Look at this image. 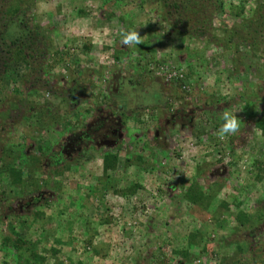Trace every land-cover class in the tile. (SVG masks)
Masks as SVG:
<instances>
[{"label":"rangeland","instance_id":"1","mask_svg":"<svg viewBox=\"0 0 264 264\" xmlns=\"http://www.w3.org/2000/svg\"><path fill=\"white\" fill-rule=\"evenodd\" d=\"M146 1L0 0V11L22 10L20 21L16 26L12 25L11 30L17 31L21 26L32 38L38 34L36 41L41 43L43 51L44 45H49L47 55L42 59L44 67L40 80L46 81L45 84L52 83L49 86L39 83L37 91L30 94L29 82L38 74H31L32 70L27 66L11 63L12 73H8L0 84V103L19 98L26 104L13 128H9V119L2 121L1 114L5 110L0 108V150L13 148L15 151L18 145L25 149L32 146L35 150L58 144V141H61L60 145H68V150L77 151L68 156L73 154L75 157L87 149L78 164L71 162L65 167L67 171L61 181H57V187H48L52 180L44 175L35 176L32 169L37 164L31 166L25 186L23 199L41 194L42 201L49 204L39 211L34 207L40 203L35 204L30 208L29 216L33 215L38 222L47 218L61 221L54 230L46 228L44 235L52 240L58 237L59 231L64 232L62 237L69 250L59 251L63 264H69L68 255L72 249L78 253L88 252L89 264H121L125 260L127 264H135L141 255L148 257L143 264H179L178 255L173 256L175 260L172 258L166 234L169 230L171 234L181 232V221H189L191 217L201 223L203 233L210 232L215 240L218 235L228 236L232 226L224 215L213 224L214 220L196 207L188 210L190 217H184L179 208H168L173 201L169 198L173 193L168 185L177 188L183 186V182L186 185L194 183L206 191L212 181L224 176L228 183L223 185L218 199L230 203L236 196L244 194L241 209L248 215L256 211L257 202L264 194V180L258 183L253 179L256 173H264V142L260 131L246 120L248 115L242 111L244 105L240 101L241 93L258 96L256 85L260 81L250 76L251 86H245L233 80L225 54L209 41L178 38L161 21V7L153 0ZM218 1L228 4L232 0ZM233 1L234 11L244 10V17L253 14L255 5L252 1ZM78 11L83 14H77ZM236 20L238 18L228 19L226 15L220 18L227 26ZM125 31H136L142 42L123 44L118 37ZM84 45H91V50L85 53ZM173 73L180 80L179 86L173 84L176 81L164 80ZM48 88L50 92H47ZM259 94L264 96V90ZM32 107L34 110L29 112ZM121 107L125 111H121ZM257 109L264 110V99L258 102ZM225 113L234 115L240 127L235 135L221 140L218 132L225 123ZM55 116L53 124L45 128L38 126L39 120L47 122L50 119L52 122ZM179 116L189 119L190 123L181 121ZM101 120L107 121L108 126L109 122L116 121L119 129L116 126L115 132L121 133L118 141L122 143L78 145L75 142L88 125ZM68 125L72 126L70 133L60 132ZM157 141H163L166 146L164 156L158 154ZM88 147L98 150H88ZM109 149L121 150L120 165L116 171H108L105 178L102 175V150ZM131 154L140 155L152 164L153 170L137 178L136 171L124 169V160ZM135 183L141 184V189L130 200L113 193ZM33 189L36 190L34 193ZM177 189L174 191L179 192ZM2 192H7V185L0 182ZM160 195L161 199L158 198ZM21 199L22 196L16 195L13 203L0 202V218L9 213V205L11 214L23 216L25 211L19 209ZM60 211L84 214L94 223L101 216L106 218L95 230L97 238L93 240L94 245L107 254L105 259L91 253L88 233L83 236L73 224L77 216L64 218ZM165 223L167 228L162 229ZM11 226L18 228L12 217L1 224L4 236L8 235ZM30 238L36 241L38 235L32 234ZM73 244L77 247L73 248ZM43 246L46 250L52 246L59 248L53 241L43 243ZM214 251L216 253L217 249ZM3 253L7 250L0 242V264H7L11 258L5 260ZM41 254L48 258L44 252Z\"/></svg>","mask_w":264,"mask_h":264},{"label":"trees","instance_id":"2","mask_svg":"<svg viewBox=\"0 0 264 264\" xmlns=\"http://www.w3.org/2000/svg\"><path fill=\"white\" fill-rule=\"evenodd\" d=\"M244 1H252L255 5L251 16L244 17V10L240 12L234 11L236 5H234L233 0L228 4L218 0H153L161 7V21L171 28V32L174 35L178 36V38L185 37L189 40L196 39L211 42L216 49L225 54L231 67L230 75L233 80L239 84L243 83V85L251 86V83H249L250 76L257 78L260 83L256 85V90L260 93V91L264 90V0ZM144 2L146 3L147 1L143 0ZM2 8L5 9V7ZM20 14H22V10L19 8L8 9L4 12L0 11V84L8 73H12L11 63L27 66V68L32 70L31 74H38L33 81L29 82L31 84L29 93L31 94L37 91L36 87L39 83L46 82L40 80V74L44 67L42 59H45L50 47L45 44V51H43L40 47L41 43L39 44L36 41V37L39 35L37 34L35 38H32V35L30 33L26 34L25 29L23 28L22 30L21 26H19L17 31L11 30V26H16V23L20 21ZM77 14L82 15L83 13L78 11ZM225 15L228 19L238 18L239 21L236 20V22L227 26L223 21H220V18ZM124 33H128V31ZM118 38H120V41L123 39L122 36ZM90 47L91 45H84L83 51L85 53L90 51ZM115 60H118V58L116 57ZM164 80L167 82L176 81L173 84L177 86L180 84L178 83L180 80L176 77H171V79L164 77ZM247 81L248 83H246ZM48 84L44 83V85L49 86ZM49 88L47 92H50ZM259 93L258 96L256 94L247 96L245 93H241L240 101L244 105L242 111L248 115L246 120L251 121V124L260 131L261 139L264 142V110L260 111L257 109L258 102L262 101L264 96ZM244 97L249 99V101ZM79 98L81 100V97ZM25 104V101L19 98L11 102L1 101L0 108L5 110L1 114V117H3L2 121L6 120V118L9 119V128H13L17 124L16 120L21 118L20 111ZM5 105H7L6 108ZM33 110L34 107L29 109V112ZM55 118L56 116L52 117V122L49 119L47 122L45 121L46 123L39 120L38 123L40 125L38 126L45 128L53 124L56 120ZM71 127V125H68L60 132L68 134L72 131L70 130ZM60 142L45 146V148L38 147L35 150L32 146H30V149H25L23 145H18L15 151L13 148L0 150V182L7 185V192L0 193V202L6 200L7 203H13L15 196L20 195L22 196L20 201L22 207L20 209L25 211L23 216H15L10 213L12 208L9 205L7 206V212L10 214L1 215L0 226L2 223L4 224V220H9L11 217L18 223L17 229L11 226L7 236H4L2 229H0V242L3 249L7 250V253H3L4 259L11 258L7 264H63L59 251L69 250L67 243L62 237L64 232L59 231L58 237L52 240L44 235L46 228L54 230V227L61 225V221L59 222L58 220L57 222V220L47 218L42 219L40 223L33 215L32 217L28 215L30 208L35 204L40 203L36 208L34 207L38 211L49 205L46 200L42 201L41 194L38 195L39 197L32 199V203H27V200L23 199V196L25 197L26 182L28 177H30L28 172L32 169L31 166L35 167V164H37L32 169V172H36V177L42 174L49 181L52 180V183L48 184V187L52 188V185L57 187V183L61 181V176L67 171L65 169L67 165H70L71 162H75L76 165L81 159H84L83 156L87 149L84 152L80 151L75 157L73 154L70 155L71 158L69 157L68 159V152L63 150L66 144L61 143L60 145ZM157 143L155 145L159 151L158 154L164 156L166 146H163V141H157ZM90 149L98 150L88 147V150ZM120 152L121 150L119 149L116 152L113 149L102 150V175L105 178L108 176V171H116L119 168L118 157ZM39 156H42V158ZM123 168L136 171L135 175L137 178H141L140 174L153 170L152 164L145 162L140 155L135 154L125 158ZM253 179L255 182L261 183L264 180V173H256ZM225 182L228 183L226 177H218L212 181L206 191H203L194 183L186 185L187 183L183 182V186L177 187L178 189L168 185L169 190L173 193V196L169 197L173 201L170 206L167 205L168 208L181 209L180 211H183L185 217L189 216L188 210L190 208L196 207L210 216L214 220L212 221L213 224H217V218L220 215H224L231 221L232 226L229 228L227 237L218 235L217 240L210 232L203 233L200 230L202 227L201 223L197 222L193 217L189 218V221H181L180 230L182 233L171 234L169 228L166 229L169 230L166 234V242L168 241L169 246L172 248V258L174 259L173 256L176 255L180 257L179 264H264V194L257 202L259 206L256 211L252 215H248L241 209L244 194L241 193L239 197L236 196L230 203L218 199L217 195L223 189V185L225 186ZM140 189L141 184L135 183L113 193L120 195L125 200H130L138 195ZM176 189L179 192L174 191ZM33 190L34 193L36 190ZM88 191L90 192V190ZM53 194L55 196V193ZM163 194H166V191ZM6 195L9 196L4 198ZM10 195H13L11 200ZM29 197L31 198L32 196ZM158 198L161 199V195ZM164 208L166 209V205ZM62 212L64 211L59 213L64 218L77 216L73 224L79 232L81 231L80 233L83 236L88 233L87 244L91 253L96 257L105 259L107 254L102 253V250L94 245L93 240L97 238L95 230H98L106 218L103 216L104 219H102L101 216L94 223L89 216L87 219L84 214L80 215L71 211ZM166 225L167 223L162 226V229L167 228ZM35 226L36 229H34ZM171 229L174 230L172 227ZM60 233L62 234L60 235ZM32 234L38 235V240L32 241L30 238ZM48 241H53L59 248L52 246L49 250H46L43 243L45 244ZM72 246L76 248L77 244ZM72 246L70 245V247ZM215 249H217L216 253ZM41 252L47 254L48 258L42 255ZM87 256H89V253L85 250L78 253L76 249H72L68 255L69 264H89L91 258H86ZM136 260L135 264H143V261L147 262L148 257L141 255ZM121 264H127V260Z\"/></svg>","mask_w":264,"mask_h":264},{"label":"flooded vegetation","instance_id":"3","mask_svg":"<svg viewBox=\"0 0 264 264\" xmlns=\"http://www.w3.org/2000/svg\"><path fill=\"white\" fill-rule=\"evenodd\" d=\"M123 109L125 111V108H123V107L120 108L121 111H123ZM116 110H117V108H116ZM116 112H119V111L117 110ZM170 118L175 119V117H170ZM179 119H181V121L183 120V122L190 123V120L187 118L185 119V117L180 118V116H179ZM117 121H118V119H117ZM112 123H113V125H112ZM109 124L110 125L108 126L107 121L101 120L97 123H92V125H88V127H86L84 129V133L77 136V138L75 139L76 140L75 142H77L78 145H80L81 143L84 144L87 142L89 145H95V144H100V143L101 144L108 143V144L113 145L114 143L120 142V141H118V139H119V136L121 133L115 132V127L118 126V124L116 123V121L115 122L111 121V123L109 122ZM118 129H119V126H118ZM68 141H70V139ZM68 147H69L68 145H65V147L63 149V150H66V152H68L67 156L70 152L76 154V152H77L76 150H72V149L68 150L67 149ZM69 157L71 158V156H68V159H69ZM38 195H40V194H38ZM37 197H39V196H36V198ZM34 198L35 197L29 198L27 200V203L28 202L32 203V199H34ZM21 207H22V204L19 205V209Z\"/></svg>","mask_w":264,"mask_h":264},{"label":"clouds","instance_id":"4","mask_svg":"<svg viewBox=\"0 0 264 264\" xmlns=\"http://www.w3.org/2000/svg\"><path fill=\"white\" fill-rule=\"evenodd\" d=\"M121 35L123 37L121 42L125 45H138L142 42L139 34L136 31L121 33ZM223 119L225 123L218 132V138L221 140L226 139L228 135H235L239 131L240 127V122L238 119L230 113H225Z\"/></svg>","mask_w":264,"mask_h":264},{"label":"built area","instance_id":"5","mask_svg":"<svg viewBox=\"0 0 264 264\" xmlns=\"http://www.w3.org/2000/svg\"><path fill=\"white\" fill-rule=\"evenodd\" d=\"M167 77H168V79H171V77H176V74L175 73H173L172 75L169 74V76L167 75Z\"/></svg>","mask_w":264,"mask_h":264}]
</instances>
